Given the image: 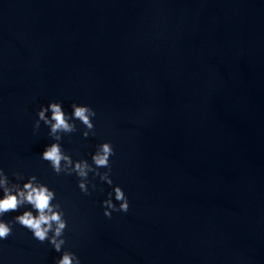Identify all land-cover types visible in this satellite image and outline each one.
Instances as JSON below:
<instances>
[{"label": "clouds", "instance_id": "clouds-1", "mask_svg": "<svg viewBox=\"0 0 264 264\" xmlns=\"http://www.w3.org/2000/svg\"><path fill=\"white\" fill-rule=\"evenodd\" d=\"M71 108L72 112L69 115L65 113L59 102H50L46 107L41 106L37 112L38 119L35 121L33 129L34 131L39 130L41 121L48 126L50 129L48 134L55 142L45 147L41 158L49 162L57 175L61 173L72 175L74 173L79 178L80 191L89 195V184L93 190L97 187L95 183L89 181V173H92L93 177H99L100 181L109 186L113 185L110 176V157L115 154V150L111 142L99 144L91 156V164L87 160L74 161L70 155L66 154L60 141L62 134H70L77 130L74 120H79L84 125L86 130L82 135L85 138L90 134L95 135L92 118L96 112L90 106L75 103L71 105ZM101 168L107 169V171H99ZM14 175L18 180L22 179L18 173ZM0 191L3 193L0 198V217L8 212H17L25 205H30L31 210H25L22 214L14 217L15 223L28 229L37 241L41 243L48 241L56 252L61 253V256L55 260V264H81L79 257L74 252L63 249L66 243L64 231L67 228V221L64 218L65 213L61 205L52 203L56 199L54 190L39 182L35 175L30 176L22 186L10 183L3 169H0ZM107 196L108 198L102 201L106 217L111 219L113 212H128L129 201L120 186H114ZM113 199L119 202L118 206L113 202ZM11 234V222L0 219V240L7 239Z\"/></svg>", "mask_w": 264, "mask_h": 264}]
</instances>
